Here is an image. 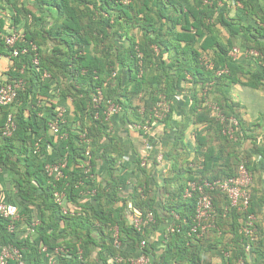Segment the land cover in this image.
Instances as JSON below:
<instances>
[{"label": "trees", "instance_id": "trees-1", "mask_svg": "<svg viewBox=\"0 0 264 264\" xmlns=\"http://www.w3.org/2000/svg\"><path fill=\"white\" fill-rule=\"evenodd\" d=\"M5 1L15 11L11 24L22 26L25 34V42L17 47L28 51L14 58L16 69L11 73V81L23 80L24 88L19 91L13 105L0 106V129L4 127L9 114L15 116L17 126L11 137L0 136V169L4 166L14 171L19 198L28 212L31 206L39 208L40 224L31 232V222L28 220V229L23 235L18 231L17 222L15 232L10 233L6 221L0 217V247L13 245L21 249L26 264H42L43 246L50 253L62 250L57 255L58 264H97L92 257L97 250L100 264H126L117 263L116 257H136L141 249L151 258L150 264H207L203 259L205 241L210 238L215 240L230 232L234 237L233 245L218 248L226 264H235L240 258L245 259L247 264H256L248 260L246 245H251L250 250L254 253L264 250V240L261 239L259 245L253 243L250 237L244 235V229L248 217L256 216L257 211L264 207V194L259 195L254 187V173H262L264 168L253 167L250 155H242L239 150L248 139V134L235 104L228 100L227 92L237 84L264 89V69L257 66L252 71L249 66L230 58L233 42L229 39L224 43L216 33L215 25L219 23L224 26L231 38L242 32L247 33V49L257 50L261 54L256 61L264 60V12L254 9L247 0V10L255 19V24L235 27L225 11L221 10L219 3L224 0H32L40 9L57 14L51 18L52 25L56 26L53 30L49 22L33 10L18 7L15 0ZM23 15L31 17L29 24H21ZM4 25V20L0 18V32L4 31ZM178 26H181L182 32H177ZM182 42L186 44L184 48L181 47ZM31 45L37 47L36 52L32 51ZM89 46H93L97 54L93 60L84 55ZM197 46L203 52L213 51L212 70L202 64ZM5 50L10 55L2 44L0 54ZM172 50L175 51L174 58ZM35 53L38 54V66L33 63ZM117 69H120L119 72ZM220 70L227 72L218 75ZM125 71L130 83L123 86L121 74ZM43 72H47L51 78L42 81ZM172 75L174 78L170 82ZM189 78L202 84L204 96L206 84L212 83L204 103L211 99L226 117L238 120L234 140L224 135L225 126L212 117L211 110L202 104L199 106L197 98H194L196 104L193 108H202L203 115L208 117V128L205 130L212 129L210 134H214L223 144V164L214 160L217 157L214 145H208L203 170H186L185 179L177 181V188L172 190L168 182H163L162 188L158 187L148 166L149 161L143 167L144 156L138 157L136 166L140 177L133 184L129 199L123 198L120 190V172L124 169L122 147L106 131L109 122L103 114L104 105L100 111L94 110L92 95L99 88L105 99L118 102L123 106V111H127V108L132 109L131 97L156 85L159 92L171 98L175 89L179 88L180 81H188ZM59 81L64 83V88L60 87ZM164 82L165 89H162ZM54 91H59L60 97L71 98L75 116L72 119L69 112L67 124L62 127V131L67 132V138L55 144L48 122L56 114L57 108L54 104L48 109L42 105L44 101L56 97ZM211 94L213 98H210ZM121 97L129 99L124 102ZM152 101L149 108L145 107L142 112L134 114V124L143 125L151 120L152 110L157 103L155 99ZM170 118L171 113L163 122L167 123ZM76 124L85 128L92 140L89 172L83 168L85 148L78 141ZM185 127H177L173 151L160 150L167 158H179L177 151L183 147ZM197 140L200 144H206L208 135L199 134ZM49 144L53 152L47 155ZM254 145L264 157V145ZM158 152L155 150L149 157L154 159L155 164ZM59 157L67 159L65 178L51 182L45 164ZM99 162L107 165L108 175L103 179L98 178ZM242 163L253 177L249 208L245 211L230 208L228 198L217 188L212 193L216 209L215 228L202 236L192 234L196 198L183 199L188 184L235 177ZM57 190L66 194V214L54 201ZM161 190L163 194H168L165 200ZM92 192L91 202L81 201ZM120 201L123 205L116 207ZM149 211L155 214L156 224L144 233L138 232L132 225V215ZM176 216H179V220ZM170 224H176L180 229L174 234H167L166 229ZM116 226L120 232L121 248H116L112 241V230ZM160 227L164 231L161 247L151 240L152 234ZM145 239H148V244L141 248V241ZM226 253H229L228 258Z\"/></svg>", "mask_w": 264, "mask_h": 264}, {"label": "crops", "instance_id": "crops-1", "mask_svg": "<svg viewBox=\"0 0 264 264\" xmlns=\"http://www.w3.org/2000/svg\"><path fill=\"white\" fill-rule=\"evenodd\" d=\"M249 1L254 9H260L261 12H264L263 0ZM5 2V0H0V18L4 20L5 30H7L9 25L12 23L13 18H15V11L12 6L7 5ZM204 2L206 3L207 1ZM15 3L18 7L25 6L27 9L33 10L34 13L42 17L44 20H46V22H49L51 25L50 28H53V30L55 29L53 27L54 25H52L53 21H51V18L55 17L57 15L56 13L53 12L49 14L47 10L40 9V7L34 4L32 0H15ZM219 5L221 6V10L225 11L228 18L234 22L233 25L235 27L241 25L242 27H247V24H255V19L247 10V0H224L223 3L220 2ZM20 21L22 22L21 24H29L31 22V17L23 15ZM215 31L224 43H227L228 40L231 39L233 42L232 48L239 46L243 50L247 49V33L242 32L241 34L231 38L229 31L219 23L215 25ZM177 32H182L181 26L177 27ZM185 45L186 44L184 42L181 43L182 48H184ZM197 48L201 56L204 53H208L211 57L213 51L203 52L198 46ZM155 50L157 53L159 52L157 47H155ZM85 54L87 55L88 59L92 60L97 55L93 46L87 47L86 51H84V55ZM171 55L173 58L175 57L174 50H172ZM168 61L169 60H167V62ZM236 61L241 62L242 64L246 65V67L249 66V69L252 71H254L257 66H259V61L246 58L243 55L240 56ZM15 69L16 65L14 58L11 57L9 53L6 52V50L2 51L0 54V83L4 81H11V73L15 71ZM118 70L120 69H117V71ZM126 73L128 74L127 71L121 74L123 86H126L130 83V79ZM114 74L115 72H113L112 75L114 76ZM173 78L174 76L172 75L170 82H172ZM60 83V87L64 88V83ZM165 84L166 83L164 82L162 89H165ZM155 87L156 85L149 89V91L147 90L131 97L130 105L132 109L127 108L126 110L128 112L124 110L120 114L113 116L110 123L108 124L109 127L106 130L122 147L121 152L123 154L124 169L120 172L122 179L120 183V190L123 198L126 199H129L131 196L133 192V184H135V182L138 181L140 177V172L137 170L136 166L138 157L153 155L155 150L160 151L163 149L165 151H173L176 141L177 127L179 125L186 126L183 147L179 148L177 151V156L179 155V158H173V156L167 158L165 156L166 168L160 166L156 161L155 164L152 157L148 159V166L151 169L154 181H156L158 187L162 188L163 184L168 182L172 190L176 189L178 186L177 181H183L185 179L186 174L184 172L186 170L191 169L194 172L203 170L204 155L207 151V146L210 144L214 145V149L217 152V157L214 160L220 165H222L224 161L222 155V142L217 139L214 134H210L212 129L210 131L205 130L208 128V123L206 121L207 116L203 115V109L200 107L197 110L193 108L196 104V102H194V98H197L199 106L200 104H202V106H205L206 104V102L204 103V100H206L207 97H205L206 95H203L201 89L202 84L191 81L190 78L188 81H180L178 85L179 88L175 89L171 98L166 94L159 92V88L156 89ZM160 97H166L172 105L170 120L167 123H157L147 134L135 130L133 127V122L136 119L134 114L136 112H142L145 107H150V105L153 104L152 100L155 99V101H157L156 99ZM210 98H213L212 94ZM227 98L230 103L235 104L236 110H238L240 118L244 124V128L248 134V139L243 142L241 148L239 149L241 154H249L252 166L263 169L264 157L257 151V148L254 144L256 143L258 146L264 145V89H254L237 84L233 85L229 92H227ZM121 99L122 101L126 102L129 97H121ZM52 104H54L56 108L60 106L67 108V110L71 113L70 117L74 119V106L70 97L56 96L53 99L51 98L49 101H44L42 103L45 109H48ZM199 134H202V136L205 137L208 135V143L200 144L197 140V136ZM175 158H178V160ZM106 168L107 165L103 164L102 162L98 163L99 179L107 177L108 174ZM262 173H264V170ZM262 173H254V187L259 195L264 194V176ZM15 176L16 175L14 171L9 167L3 166V168L0 169V198L2 201L15 204L19 207L20 218L18 220V231L25 235L28 229V220L32 223L33 219H38L40 210L37 207L31 206L30 212L27 211L28 209L25 208L26 205L19 198V192L14 181ZM162 191L163 190L160 192L162 193ZM161 196L163 200H165L168 194L162 193ZM81 201L91 202L92 195L88 194V196ZM159 203L162 204L160 201ZM122 205L123 204L121 201L116 203V207H121ZM118 215L119 214L116 216ZM255 219L256 229L253 243L259 245L261 239L264 240V207L262 210L257 211ZM163 232L164 231L162 230V227H160L152 234L151 237L152 242H154L159 247H161L163 244ZM233 239V235L228 232L222 237H217L215 240L211 238L206 240L204 243L205 245L203 246L205 249L203 253L204 261L207 264H226V261L222 259V252H220L218 248L229 247L233 245ZM260 251L264 253V250ZM260 251L252 253L250 250L248 254V260L251 263L264 264V254H262ZM57 255H59V253H57L56 250L52 253H41V259L43 260L42 264H58ZM92 257L95 263L100 264L97 259L98 250L93 253Z\"/></svg>", "mask_w": 264, "mask_h": 264}, {"label": "built area", "instance_id": "built-area-1", "mask_svg": "<svg viewBox=\"0 0 264 264\" xmlns=\"http://www.w3.org/2000/svg\"><path fill=\"white\" fill-rule=\"evenodd\" d=\"M25 42V34L22 26L9 25L7 30L4 29L0 32V48L4 44L5 47L10 51V55L13 58L18 57L20 54L26 53L27 49L20 50L17 45ZM33 52L37 51L35 45H31ZM245 56L246 58L255 59L261 58V54L254 49H242L239 46H235L230 49L229 57L233 60H238L240 56ZM202 64L209 70L214 68V63L212 58L208 53H204L201 56ZM33 63L35 66L39 65L38 54L35 53L33 58ZM259 66L264 69V60H260ZM227 70H220L218 75L226 73ZM115 75V74H114ZM42 80H48L51 76L47 72H43L41 75ZM25 86L23 80H12L4 81L0 83V106L8 107L13 105L18 97V93ZM212 83L206 84L204 94L211 89ZM53 95L60 96L59 91H54ZM104 105L103 114L106 120L110 123L111 118L115 115L123 112V106L118 102L113 100L105 99L103 91L97 89L92 95V106L94 110L100 111L101 106ZM205 106L211 110L212 117L216 118L220 123H222L224 128V135L235 140V133L239 127L238 120L235 117H226L221 111L220 107L215 104L211 99L206 101ZM172 105L166 97H160L152 110L151 120H148L145 124H133L135 130L143 133H149L151 128L157 123L163 122L168 115L171 113ZM43 116V114L41 115ZM69 116V111L65 107H58L56 109V114L48 122L49 132L53 138L54 144L60 142L67 138V132L62 131V127L67 124ZM99 117V113H96V118ZM15 116L9 114L7 116L5 125L0 129V136L11 137L16 131ZM75 130L78 134V141L83 144L85 151L83 161V168L85 172H89L92 160L91 144L92 140L88 137V132L80 124H76ZM53 152V147L51 144L47 146V155ZM151 155H145L142 160V166L144 167L147 163L148 158ZM155 161L166 168L165 155L162 151H159L155 157ZM67 168V159L65 157H59L57 160H48L45 164V171L50 178L51 182H58L65 178V169ZM253 183V177L244 163L239 165L237 175L226 180H218L214 182L205 181L203 184H197L196 182H190L184 191L183 199L188 200L193 197L196 198V210L193 219V227L191 230L192 234H197L202 236L210 229L215 228L216 222V209L212 198V193L219 188V190L226 195L228 198L230 208H236L239 211H245L250 206L252 194L251 186ZM93 196V192L90 193ZM55 203L62 209V212L66 214L68 212L66 206V194L63 191H55L54 193ZM0 217L3 218L8 227L10 233H14L16 230V224L20 218V209L17 205L7 203L2 201L0 198ZM179 220V216H176ZM255 216L251 215L248 217L246 222V227L244 229V235L250 237L253 241L255 234ZM131 222L138 232L144 233L147 228L151 225L156 224V217L152 211L146 214L136 213L132 215ZM40 224L39 219H33L31 223V232L35 231V228ZM180 226L176 224H170L167 226L166 233L174 234ZM119 228L116 226L112 230V241L116 248H121L122 244L119 239ZM148 244V239L141 241V248L146 247ZM251 245H246V252H249ZM61 249H57L56 252L59 253ZM47 247L41 248V253H47ZM139 255L131 258H124L123 256L116 257L117 263L124 262L126 264H150L151 258L141 251ZM226 258L229 257V253H226ZM0 264H26L24 259L23 251L13 245H4L0 247ZM235 264H247L245 259L240 258Z\"/></svg>", "mask_w": 264, "mask_h": 264}, {"label": "rangeland", "instance_id": "rangeland-1", "mask_svg": "<svg viewBox=\"0 0 264 264\" xmlns=\"http://www.w3.org/2000/svg\"><path fill=\"white\" fill-rule=\"evenodd\" d=\"M47 12H48L49 14H51V11H47ZM48 13H46V14H48ZM49 14H48V15H49ZM46 16H47V15H46ZM53 27H56L55 24H54ZM137 35L139 36V34H137ZM137 39H138V37H137Z\"/></svg>", "mask_w": 264, "mask_h": 264}]
</instances>
